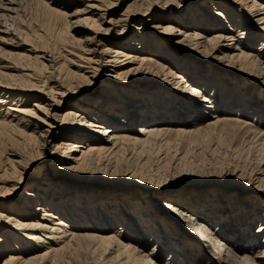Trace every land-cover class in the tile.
Masks as SVG:
<instances>
[{
    "label": "rangeland",
    "instance_id": "374dc122",
    "mask_svg": "<svg viewBox=\"0 0 264 264\" xmlns=\"http://www.w3.org/2000/svg\"><path fill=\"white\" fill-rule=\"evenodd\" d=\"M44 1L50 3L56 11L59 10L60 15L56 11H49L40 0H21L17 13L11 14L12 21L11 17L7 19L16 34L12 32L14 35L0 40V50L9 52L11 54L9 59L13 62L35 66L38 65L36 57L28 58L17 53H30L28 49L32 46L40 49V52L41 49L53 51L58 49L57 69L66 78V82H72L75 79L72 70H76L72 64L76 58L73 55L81 52L87 35L83 29L88 22L84 21L83 17H96L95 23L101 28H106L107 22L98 20L97 15L82 12L85 8L83 3L71 4L68 0H61L60 3L54 4L52 0ZM109 1L116 5H113L109 13H105L106 20L110 16L119 18L128 7L139 10L141 14L123 22L122 26L118 23L103 32L102 36L108 41L105 42L107 46L117 48V43L124 45L131 40L136 43L143 36L146 39H154L156 45L145 44L141 49H137L135 46L137 44H127L126 48L148 53L156 59L157 56H161L158 60L165 66L172 67V71L182 76L183 81L202 89L206 87V90L214 94L217 106L214 102L200 100L196 110L192 111L191 103L197 100V97L192 95L183 99L185 101L182 103L181 97L178 96L171 103L172 99L168 95L174 91L172 89L170 93L167 92L168 87L164 86L167 82H155L145 77L139 84L135 83L137 87H134V90L122 88L123 92L133 93L136 97L127 99L121 96L123 94L121 91L117 93L120 97L117 94L110 97L104 87L110 90L113 84L120 86L115 82L118 77H114L116 74L111 71L110 66L97 68L96 74L88 78L82 90L77 84L69 89L74 95L67 96L61 101L58 111L60 115L71 107V110L79 109L73 108L78 105L87 108L83 114L92 121L93 119L101 121L98 115L102 112L99 106L102 103L104 112L111 114L112 117L130 110L132 127L109 118V121L121 127L117 131L131 128L129 132H135L145 120L147 122L145 125L155 124L172 132L136 142L120 141L116 149L106 157L109 160L107 169L98 166L78 168V173L74 176L81 177L82 182L70 184L69 188L73 192L69 196H63L66 202L62 205L64 208L61 215L69 224L71 218L77 217L78 221L83 219L81 224L83 226L79 229L98 237L100 234L101 236L115 234V231L121 229L119 234L116 233V238H120L123 244L128 242L131 248H135L143 255L149 254L154 264H239L232 256L223 257L211 244L199 245L195 252L190 253L189 246L182 242L187 241L183 238L191 240L192 236L186 237L180 228L179 232L183 238L176 239L171 229L173 225L176 227L177 223L181 224V220L167 214V210L161 204L169 206L176 204L198 222L203 220L201 219L203 216L206 217L202 222L204 228L221 232L223 234L221 242L238 256L252 257L264 246V235L260 232L258 246L249 247L250 237L257 230L264 214V182L257 178L259 150L254 151L248 144L253 136L260 141L264 139V21L258 23L255 20L257 15L249 13L250 0ZM153 1L157 3L147 9L149 2ZM251 1L264 3V0ZM205 6L208 8L205 9ZM77 10L79 14L75 15L74 12ZM213 10H220L224 17L212 15ZM194 15L195 17L200 15V18L195 21ZM205 17L209 25L202 23L201 20ZM239 18L242 25L239 28L233 26L231 29L234 37L231 40L233 46L245 52H252L258 60L256 62L259 63V67L255 64L248 65L244 60L221 58L219 57L221 53L211 54L210 50L203 52L182 47L183 35L178 31L195 29L204 36L211 37L220 31V26L229 29L227 26L230 22L235 23L234 20ZM228 19L231 21L228 22ZM166 24H171L177 31L164 33L161 32V27L156 26L163 27ZM223 42H227V39ZM139 71L140 77L154 76L156 73L147 69ZM9 72L20 74L15 69ZM16 78L22 79L19 75ZM14 80L12 76L5 79L9 83H19V80ZM35 95L43 96V93L33 91L31 96ZM35 101L38 102L39 97H31L29 103ZM9 103L11 102L1 103L3 105H0V108L7 107ZM157 108L161 109L162 114L159 113L154 118L150 110ZM172 108L175 109L173 113ZM214 112L235 120L239 119V122L246 121V124L233 120L219 124L220 128H216L219 131L207 129L206 123ZM32 130L33 127H25L23 130L20 127L0 125V168L3 167L0 177L7 179L6 184L0 183L2 190L0 197H3L0 203L5 202V205L0 207L2 212L7 213L10 210L11 201L21 198L23 200L26 197L24 195L26 190L31 193L32 189L46 188L44 180L47 176L42 175L41 171L59 162L57 156L52 157L57 154L56 145L62 138L64 141L76 139L73 137L67 140L64 136L67 134L66 130L56 128L54 136L48 139L47 143L40 144L39 138L30 134ZM13 167H16V170L20 168L14 177L10 175L13 174ZM5 168H9L7 175H3ZM41 177L45 179L42 180ZM62 184L57 185L60 187L59 191L62 187H67L66 178L62 179ZM146 186L151 187L150 190L145 189ZM148 191L157 192L158 195L153 197V193H149L147 196ZM3 192L10 195L5 197L6 194ZM132 192L134 193L131 194ZM80 201L83 204L82 208L79 206ZM18 202L19 200L14 204V208L19 207ZM37 213L39 216L41 211L38 210ZM85 218H88L87 222H84ZM241 233L244 235L240 236ZM153 237L160 239V242H155ZM94 243L90 248L93 256H87L89 247L75 246L74 249L65 252L59 264H101L109 258L112 259L109 264L122 263L117 259L116 252L105 250V245L100 241ZM174 243L177 245L172 246ZM61 244L63 242L56 245ZM30 252L31 250L25 252L24 258ZM6 254L7 252L0 256V264L7 258ZM170 254L173 255V260L177 257L175 263L171 260ZM255 261L264 264V260ZM45 264L51 263L47 261Z\"/></svg>",
    "mask_w": 264,
    "mask_h": 264
},
{
    "label": "bare ground",
    "instance_id": "6f19581e",
    "mask_svg": "<svg viewBox=\"0 0 264 264\" xmlns=\"http://www.w3.org/2000/svg\"><path fill=\"white\" fill-rule=\"evenodd\" d=\"M40 1L45 6H47L49 11H56V9L53 8L50 3L44 0ZM59 1L61 0H52V3L55 4ZM20 2L21 0H0L1 41L3 38H6V36H12L16 34V31L13 32L14 29H12L13 27L9 25L10 23L7 22V19L8 17H13L11 14L17 13ZM68 3H83L85 8L82 12H87L90 14L92 13L91 15H97L98 20H102V22L105 23L107 22L106 28H101L95 23V21H97L95 19L96 17H83L84 21L86 20L88 22H86L87 25L85 24L83 29L87 35L81 52H79L78 55H73L76 58L74 60L75 63L72 64L75 66L76 70H72V72H74L73 74L75 75V79L72 82H66V78H64L60 70L57 69L58 67L56 64H58L57 57L59 52L56 50L58 49H55V51L41 49L42 52H40V49L32 46L30 49H28L30 53H17L19 56H26L28 58L36 57L38 65L35 66L28 63L20 65L16 62H13L9 59L11 55L9 52L0 50V105H3L1 104L3 102H11L7 105V107L0 108V118H2V120H0V125L20 127L23 130L25 127H33V130L30 134L36 138H39L38 142L40 144L47 143L49 141L48 139L54 136L56 128H59L60 130H66L67 134L64 136L67 140L68 138H76L73 141H64V138H62L56 145V148H58L57 154L53 155L52 157L55 158L57 156V158H59L57 159L59 162L55 165H50L51 169H49L50 167L48 166V169L44 167L45 169H42L41 171L42 175L45 177L47 176V179L41 177L42 180L45 179L44 181L46 182V188H41L39 190L35 188L34 190H31V193L26 190L24 193L26 197L23 198V200L22 198L17 199L19 200L17 205L19 207L14 208V204L17 202L16 199L10 202V212L8 211L9 213L2 212L1 208L5 205V202L2 201V203H0V256L7 252V258H5L1 264H45L47 261H49L51 264H56V262L59 264L65 252L74 249L75 246L89 247L87 250V256L91 257L94 254L90 248L95 244L94 242L96 241L103 243L105 245V250L116 252L117 259L122 262L121 264H154L153 260H151L149 257V254L143 255L135 248H131L128 242L123 244L120 238H116V235L121 232V229L115 231V234L109 233L102 236L100 234L98 237L96 234L82 232L83 230L79 229L83 226L81 225L83 219L78 221L77 217H75V219L71 218V224H69L68 221L64 220V217L61 215L62 209L64 208L62 205L66 202L63 196H69L72 194L73 191L69 188L71 186L70 184L74 182L75 184L82 182L81 177L74 176L78 173V168L98 166L100 168L107 169L109 166V160H107L106 157L116 149L120 141H122L121 143L125 141L136 142L141 139L144 140L148 138H157L163 136L167 132L169 133L172 131H166L164 128H161V126L155 124L145 125L147 124L145 120L142 121V125H139L135 132H129L131 131V128L124 129V131H117L121 127L115 122L109 121V118L117 119L119 122H121V124L132 127L131 125H133V123L131 120L132 115L129 113L130 110L126 112L122 111V113H118L115 117H112L111 114H106L104 112L105 109L103 108L102 103H100L101 105L99 106L101 107L102 112L100 115H98V117L101 121H95V119L92 121L90 117L88 118V116L83 114L85 111H87V108H82L78 105L73 108L79 109L71 110V107L60 115L58 113L59 108L61 107L60 103L61 101H64L65 97H72L74 95L73 93L69 92V89L75 84H77V87H80L79 89L82 90L88 78L93 77L94 74H96L97 68L101 66H110L112 68L111 71L116 74L114 77H118L115 79V82H117L120 86L113 84L110 90H108L107 87H104L110 97H113V94L120 93V91L123 93L121 96L123 95V97L127 99H130L132 96L136 97V95L133 93H128L126 91L123 92L124 90L122 88H133L134 90V87L136 88L137 84H139V82L142 81L141 79L144 77L151 78L155 80V82H167V85H164L165 87L167 86L169 88H167V92L170 90L172 91V89L174 91L173 93L169 92L170 95H168V97L172 99L171 103H173L175 98L178 96H180L182 99L180 103L184 102L185 100L183 99L188 98L190 95L195 96V98L197 97V100H193L191 103L193 106L192 111L196 110V107L200 104V100L214 102L215 106H217L216 96L206 90V87L202 89L197 85L188 84L186 81H183V77L172 71V67L165 66V64L158 60L161 56H157L156 59L148 53L142 51L137 52L126 48L127 44H137L135 45L137 49H141L142 46H145V44L151 46L156 45L157 42L154 39H146V37L143 36L141 37V40L136 43L133 40L124 45L117 43V48H112L111 46H107V44H105V42L108 41H106L102 36L103 32H106L113 26L118 25V23H121L122 26L123 22L133 18L138 14H141L139 10L127 6V10L121 14L122 16L116 19L110 16L109 19L106 20L104 19L105 13H109L113 5H116L112 1L68 0ZM155 3L157 2H149L148 7L146 8L149 9ZM204 8L206 9L208 7L205 6ZM248 9L251 15H257L255 20H257L258 23L260 21H264V3H257L256 1L250 0ZM78 10L74 12L75 15L78 13ZM56 13H59V10H57ZM211 14L217 15V17L220 18L224 17L220 10H213ZM12 17L11 20L9 19L10 21H12ZM199 18L200 15L195 17V21ZM201 21L203 24L209 25V21H207L206 17L202 18ZM229 21L231 20L228 19V22ZM234 22L235 23L230 22V25L227 26L229 29H226L225 26H220V31L214 33L211 37L204 36L202 32H199L195 29L186 31L180 30L178 31L179 34L183 35V41L181 40L182 47L203 52H205V50H210L211 54L221 53V56H219L221 58L227 57L228 59L232 58L236 61L244 60L246 63H248V65L255 64L259 67V63L256 62L257 59L255 55L253 56L252 52H245L239 47L233 46L234 43L231 40H233L234 37L231 33V29H233V26H238L239 28L242 25L240 18L238 20H234ZM156 26L161 27V32L164 33L177 31L174 30L175 28L171 24H166L163 27L159 25ZM226 39L227 42L224 43L223 40ZM234 48L237 50H233ZM260 48L261 46L258 49ZM226 49H228V51H226ZM14 69L20 72L18 75L22 78L21 80L16 78L18 75L11 74L9 72L10 70ZM140 69H147L156 73H154V76L140 77ZM10 76L15 79L14 81L19 80V83L6 82L5 79ZM33 81H36L37 83ZM132 82L134 83L130 84ZM36 84L39 85L34 86ZM89 85H91V83ZM18 89L21 91H15ZM33 91L40 92L41 94L43 93V96L35 95L39 97V101L36 102L38 100L37 99L35 102L29 103L30 98L35 97L31 96ZM55 94H57V96ZM118 96L120 97V94ZM7 99L8 101H6ZM107 100L108 99H106V101ZM136 109H140V107H136ZM174 111L175 109L172 108L171 113ZM150 113H152V117L156 118L159 113L162 114V111L161 109L157 108L155 110H150ZM167 114L169 115V113ZM211 116L213 118L211 117L205 126L210 130L220 128L222 124L231 122L233 120L239 122V119L235 120L227 116L219 115L215 112ZM154 118H152V120H156ZM108 123L109 125H106ZM239 123L246 124V121H240ZM219 124L221 125L218 126ZM177 132H180V130H177ZM75 135H77V137ZM85 138L87 139L84 140ZM248 144L254 149V151L259 150L260 156L258 158V169H256V171L259 172V175L257 178L264 182V139L260 141L255 136H253V138L249 139ZM31 152H33V150ZM55 161L56 160H54V163ZM8 169L9 168L4 169L3 175H7ZM12 169L13 174L10 175L14 177L16 176L14 174L20 171V168L16 170V167H13ZM1 170H3V167L0 168V171ZM63 178H66L67 187H62L59 191L58 188L60 187H57V185L60 184L61 186L64 184H62ZM19 180L20 178L17 182H19ZM6 181V177H4V179H1L0 177V183L6 184ZM146 187L147 188L145 189L147 190H150L151 188L148 186ZM149 193L152 194L153 192L148 191V193H146L147 196L150 195ZM3 194H6V192H3ZM76 194L80 195V193ZM9 195L10 193H7L4 196L7 197ZM152 195L153 197H156L158 194L157 192H154ZM129 196L132 195L129 194ZM2 198L3 197H0V199ZM147 198L150 199V197ZM36 202L39 203L36 204ZM146 202L148 203L149 201ZM79 206L80 208L83 207L81 201ZM161 206H163L164 209L167 210V214L172 215L174 219L181 220V224L180 222L179 224L175 223L178 229L174 225L171 229L173 235L176 236V239L178 237H182L179 232L180 228L183 230V235L186 237L188 235L192 236L191 240L182 237L183 240H187V243L185 241L182 243L189 246L190 253L195 252L196 248L200 247L199 245L204 246L206 244H211L213 247H215V249H217V252L223 255V257L232 256L233 260H236L239 264H258V262L255 260H264V246L252 257L246 255L238 256L230 251L225 246V243L221 242L220 239H222L223 235L221 232H213L207 228H204L202 222H204L206 217L203 216L201 218L203 220L199 219L200 221L198 222L196 221L195 217L192 215L188 216L186 213H184V210L179 209L176 204L175 206L161 204ZM38 210L41 211L39 216L37 213ZM79 216L82 217V215ZM87 219L85 218L84 222H87ZM260 232H263L262 235H264V214L263 218L260 219V224L257 230L250 237V248H255L260 243V241H258ZM243 235L244 233L240 234V236ZM153 239L157 243L160 242V239H156L155 237H153ZM59 242H63V244L56 245ZM175 245L177 244L174 243L172 246ZM30 250L31 252L28 253V255L24 258V253ZM169 256L173 262L177 261V257L175 260H173V255L170 254ZM156 258L158 259L159 257ZM110 260L112 259H106L101 264H109Z\"/></svg>",
    "mask_w": 264,
    "mask_h": 264
}]
</instances>
